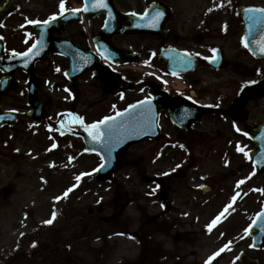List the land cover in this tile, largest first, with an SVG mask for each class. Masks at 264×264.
<instances>
[{
	"label": "rangeland",
	"instance_id": "rangeland-1",
	"mask_svg": "<svg viewBox=\"0 0 264 264\" xmlns=\"http://www.w3.org/2000/svg\"><path fill=\"white\" fill-rule=\"evenodd\" d=\"M17 1L21 11L8 23L5 18L1 32L8 37L18 29V45L23 48L28 22L48 18L59 9L56 0ZM134 2L130 4L136 9L139 3ZM123 68L121 73L128 76L141 75L140 63ZM17 80L16 87L0 99L1 110H13L18 118L0 131V264H206L217 252L220 255L212 264H239L236 258L242 252L264 264V247L258 252L249 249L246 232L264 206V173H254L245 152L195 157L201 161L198 168L190 166L191 157L183 164L186 154L165 158L155 152L157 142H145L133 145L115 176L100 183L94 176L99 158L85 153L81 141L64 137L60 129V115L70 105L69 95L46 88L39 91L41 101L50 99L53 106L48 109L47 121L33 125L26 116V79L18 75ZM83 85L74 107L88 120L108 114L111 104L122 109L141 95L134 84L121 97L93 92L88 80ZM258 111H263L259 117L264 116L260 105ZM163 130L168 137L175 129L165 122ZM251 148L247 140L243 149L247 152ZM178 162V167H188L182 170L188 172L190 181L181 184L191 191L177 185L174 200L162 203L153 184L158 183L163 166ZM77 177L82 178L77 181ZM153 178L155 182L150 183ZM209 184L215 191L203 197L199 189ZM7 189L12 192L3 198ZM69 189L72 191L62 198ZM189 194L193 201H179ZM229 204L232 206L224 212ZM121 207L125 211L114 221L115 226L103 220ZM100 208L102 214L98 213ZM53 212L56 219L45 224ZM217 217L220 219L209 232Z\"/></svg>",
	"mask_w": 264,
	"mask_h": 264
},
{
	"label": "flooded vegetation",
	"instance_id": "flooded-vegetation-1",
	"mask_svg": "<svg viewBox=\"0 0 264 264\" xmlns=\"http://www.w3.org/2000/svg\"><path fill=\"white\" fill-rule=\"evenodd\" d=\"M112 1L118 13H136L139 16H144L154 3L164 6L160 19L162 27H158L156 34L129 36L120 32L108 40L118 50L136 53L143 74L128 76L116 72L109 76V71H105L97 79L94 72H88L78 76L73 84L66 77L68 60L57 53H49L34 66L39 91L43 88H53V91L65 88L79 93L84 88L85 80H88L93 92L105 95L124 94L132 83L138 84L135 88L142 89L145 99L161 91L159 94L163 98L173 100L179 113L190 116L193 122L186 132L175 128V133L168 137L162 134L157 141L159 146L156 153L165 158H171L174 153L186 154L187 158L193 159L190 166L196 164L198 168H201V161L195 157L207 158L219 152L220 156L228 152L235 156L242 154L241 143L247 139L254 120H258V113L263 112H259L258 107L264 108V60L253 50L264 32L261 34L254 30L249 33L250 21L245 10L264 9V0H135L134 4L139 3L136 9L132 8L131 0ZM64 2L65 12L82 8L83 5V0ZM20 11L21 5L17 0H0V40L5 58L12 57L13 53L26 52L36 39L32 29L34 24H29L27 31L23 32V40L26 41L23 48L18 45V29H14L8 37L1 32L5 18L8 23ZM104 21L105 17H81L79 22L63 29L62 34L51 31L50 35L56 40H69L75 48L96 54L94 38L100 33ZM12 22L14 24L15 21ZM118 25L124 30L129 23L118 20ZM244 38L253 48L243 46L241 41ZM212 49L215 50V60H212ZM184 53L188 55L184 56ZM169 54L179 56L177 61L172 62V69L177 72L175 75L165 69L167 60L163 58ZM92 58L98 61L99 66L104 63L94 55ZM157 68L163 72L156 74L154 70ZM18 75L23 74L18 71L15 77ZM48 102V109H51L53 103ZM167 120V110H160L161 125ZM238 146L242 151H237ZM178 165L179 162L161 168L159 173L162 175L157 183L159 201H173L179 191L177 185L190 193L191 190L181 184L190 181L188 172L182 170L188 167ZM197 182L198 179H195L194 183ZM204 187L208 189L207 194H203L202 188L199 189L203 197L215 191L211 184ZM186 199L193 201L190 194L179 201Z\"/></svg>",
	"mask_w": 264,
	"mask_h": 264
},
{
	"label": "water",
	"instance_id": "water-1",
	"mask_svg": "<svg viewBox=\"0 0 264 264\" xmlns=\"http://www.w3.org/2000/svg\"><path fill=\"white\" fill-rule=\"evenodd\" d=\"M113 30L114 29H111L107 32L111 34ZM46 41L48 42V38L45 39V42ZM22 64L24 63H15V60L3 61L2 58H0V69L4 68L3 66H5V69L11 66L9 69L10 71L8 72H12L13 70H15V66ZM25 64H28V62ZM31 66L32 65H30L29 69L27 70L28 72L31 71ZM11 87V78L8 81H2L0 83V96L5 94ZM35 89L29 92L27 102L33 107V111L29 114V116L33 119L34 122H37L41 119V116L39 115L41 113L38 110L40 109V106L35 95ZM154 105H156V102L154 103ZM125 113L126 115H124L123 117H117V126L114 128L111 138L105 136V138L101 140L100 143H96L88 134V132L85 131V128L83 126H81L80 128L71 129V132H74L78 135H83L87 150L99 154L102 157L104 167H100V170L97 171V177L100 181L106 180L115 171H117L124 152L131 144L141 142L145 138H157L158 126L155 112L153 115L146 112L143 118H141L142 115L140 116L138 112L135 111V109H133L131 113H128V111H126ZM6 116L7 115L0 116L3 117L2 119H0V127L7 122L14 121L12 115H9L8 117ZM259 129L256 131V133L258 134L254 136V140L256 141L258 146V151L253 156V160L256 169L259 171V173H262L264 171V129L262 131H259ZM101 145H104V147H102ZM261 226H264V217H260L259 219H257L252 228V231H258V235L254 238V245L256 248L262 247V243L264 240V237H261L259 233V228ZM239 260L244 264H258V261L253 260L244 254L240 257Z\"/></svg>",
	"mask_w": 264,
	"mask_h": 264
},
{
	"label": "snow or ice",
	"instance_id": "snow-or-ice-1",
	"mask_svg": "<svg viewBox=\"0 0 264 264\" xmlns=\"http://www.w3.org/2000/svg\"><path fill=\"white\" fill-rule=\"evenodd\" d=\"M101 8H107V4L105 3V0H92L91 3V9L93 11L97 10V9H101ZM89 10V3L88 0H85V6L83 8H77V9H73L72 14L81 12V11H88ZM246 13L248 14V19L250 21L249 23V28L248 31L251 34L258 25H264V9H254V8H250V9H246L245 10ZM65 13V6H64V0H61L60 3V14L64 15ZM129 15L132 16H136V13H130ZM148 16L147 13H145L144 16H141L140 19L144 20L146 17ZM163 17V13L157 11L152 17L151 20L145 25L147 27H156L160 21V19ZM57 17L53 16L51 17V19L49 21H44L43 23L46 25L48 23H50L51 21L56 20ZM28 23L30 24H39V21H29ZM2 26V25H0ZM139 26V25H137ZM2 39V38H0ZM241 43L243 44V46L245 48L249 47V44L247 42V38L242 39ZM36 45H33V48H35ZM258 47L259 50L261 52V55H264V36H261L260 41L258 42ZM31 52V49L29 50ZM213 53V57L212 60L216 59L215 56V50L212 49L210 50ZM38 54V53H36ZM13 56L17 55L16 53L12 54ZM25 56L29 55V53H24ZM187 53H184V56H187ZM212 60H210L209 62H212ZM252 83H255V81H253ZM137 108H142V115L144 111H150L151 108V100H144L141 101L139 104L136 105H132L131 108L128 110V113H131L133 109H137ZM72 120L76 121L77 123H80L81 125H83V120L80 117H74L71 114H68ZM124 115H126V113H117V117H123ZM117 117H106L103 120L99 121L98 123H94L88 126H85V131L88 132V134L93 138V140L96 143H100L101 140H103L105 138V136L111 138V135L113 133L114 128L117 126ZM3 117H0V119H2ZM239 132V129H236ZM49 131H51V129H49ZM242 135H246L245 133H241ZM102 147H104V145H101ZM53 147H55V145H53ZM237 151H242L239 146L237 147ZM244 155L247 157L248 153L245 152ZM104 165L101 164V168H103ZM100 169H96V171H99ZM87 175H91V173L87 174ZM82 177H77V181H79ZM240 183H244V181H240ZM239 186V185H238ZM72 191V189H69L68 191H66L64 193V196L62 198H66L68 196V193ZM60 199V198H58ZM233 202L235 201L236 197H233ZM232 205L229 204L228 207H226L224 209V212L228 211V208H230ZM224 213H221V215H223ZM260 217H264V213L260 214ZM260 217H258L257 219H259ZM56 219V214L55 212H53L52 214V218L45 221V224L47 225H51L53 223V221ZM220 219V217H217L216 220L212 221V224L209 225L208 227V231L211 232L212 227H214L217 223V221ZM246 232H251V228L250 229H246ZM259 233L261 235V237H264V226H261L259 228ZM253 247L255 245H252ZM32 247H36L35 244L32 245ZM228 250H231L230 248ZM223 251V249L221 250ZM220 252L215 253L212 257L209 258V260L206 262V264H212V261L216 258V256H219ZM237 260L240 259V257L238 256L236 258Z\"/></svg>",
	"mask_w": 264,
	"mask_h": 264
}]
</instances>
